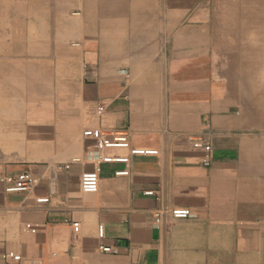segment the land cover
Listing matches in <instances>:
<instances>
[{"label":"crops","instance_id":"0c3cea01","mask_svg":"<svg viewBox=\"0 0 264 264\" xmlns=\"http://www.w3.org/2000/svg\"><path fill=\"white\" fill-rule=\"evenodd\" d=\"M3 85L28 92L0 170L34 184H0V254L21 255L0 264H264V0H0ZM89 129L129 148L98 153Z\"/></svg>","mask_w":264,"mask_h":264},{"label":"built area","instance_id":"2783aa9c","mask_svg":"<svg viewBox=\"0 0 264 264\" xmlns=\"http://www.w3.org/2000/svg\"><path fill=\"white\" fill-rule=\"evenodd\" d=\"M104 107L99 105L97 108V113L101 114ZM85 137H89L95 142V149L99 153L105 149H128L129 142L127 136L123 133H111L105 134L102 133L99 129H89L83 132ZM193 147L201 148L204 152L203 164L205 166L210 165V153L211 147L208 144L203 143L202 141L196 142ZM156 150H145V149H130V154L134 156H144V155H155ZM105 162H115V163H127L128 158H110V157H99L98 163ZM99 170L96 168L93 171L85 172L80 177V189L84 193H96L98 190V176ZM118 174H125L121 172ZM0 184L3 185V190L5 193H16V192H26L31 189L34 184L33 175L28 171H23L17 174H5L0 170ZM146 195H152L151 191L145 193ZM36 202L39 204H44L48 202L47 198L36 199ZM170 215L173 219H186L190 217V211L184 208H175L170 211ZM162 218L159 214L154 216V223L160 225ZM72 230L74 233H78L79 223L73 222L71 224ZM25 230L30 233L36 232V226L31 224L25 225ZM104 236L103 227H98V237L102 239ZM99 250L102 253H112L110 247L100 246ZM0 259L2 261L19 263L21 261V255L13 252L6 251L0 254Z\"/></svg>","mask_w":264,"mask_h":264},{"label":"rangeland","instance_id":"374dc122","mask_svg":"<svg viewBox=\"0 0 264 264\" xmlns=\"http://www.w3.org/2000/svg\"><path fill=\"white\" fill-rule=\"evenodd\" d=\"M0 92L3 96L0 112V163H14V159H20V157L14 158V144L20 143L25 139V134L15 133L14 130V111L23 108L24 102H17L11 100L14 94H26L28 87L25 85L11 86L3 85L0 87ZM7 152V153H6Z\"/></svg>","mask_w":264,"mask_h":264}]
</instances>
